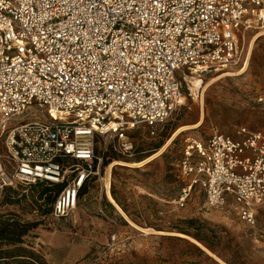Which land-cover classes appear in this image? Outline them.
I'll return each mask as SVG.
<instances>
[{
	"label": "built area",
	"instance_id": "2783aa9c",
	"mask_svg": "<svg viewBox=\"0 0 264 264\" xmlns=\"http://www.w3.org/2000/svg\"><path fill=\"white\" fill-rule=\"evenodd\" d=\"M264 25V0H0V194L57 184L50 213L68 217L99 175L100 139L132 150L183 100L182 81L239 62L243 32ZM104 154V153H103ZM96 165L94 166V163ZM206 209L228 207L254 226L264 207V134L240 127L191 138L177 163Z\"/></svg>",
	"mask_w": 264,
	"mask_h": 264
},
{
	"label": "rangeland",
	"instance_id": "374dc122",
	"mask_svg": "<svg viewBox=\"0 0 264 264\" xmlns=\"http://www.w3.org/2000/svg\"><path fill=\"white\" fill-rule=\"evenodd\" d=\"M238 52L236 67L182 81L181 105L155 136L136 127L128 134L133 145L128 152L118 141L100 139L96 155L107 157L68 217L44 215L25 200L2 205L5 190L0 194V213L38 223L27 242L47 264H196L199 257L189 246L205 247L176 235V227L186 229L184 222L189 220L197 221L189 231H201L214 250L206 248L204 253L216 263L264 264V207L250 227L228 207L206 209L198 188L183 207L176 203L186 187L176 165L189 139L206 140L214 129L235 136L240 127L264 134V25L242 33ZM199 121V127L172 138L178 129ZM0 165L10 171L1 139ZM107 178L110 194L127 218L107 200ZM12 188L30 195L29 186Z\"/></svg>",
	"mask_w": 264,
	"mask_h": 264
},
{
	"label": "trees",
	"instance_id": "16d2710c",
	"mask_svg": "<svg viewBox=\"0 0 264 264\" xmlns=\"http://www.w3.org/2000/svg\"><path fill=\"white\" fill-rule=\"evenodd\" d=\"M107 154H103L106 158ZM105 162L104 164H106ZM95 166V164H94ZM30 195L18 192L12 187H6L2 205H18L22 200L28 201L32 207L44 215H48L52 211V206L62 186L57 184L39 183L29 186ZM85 188L81 191L83 194ZM196 220L184 222L186 229L176 227L179 234L192 237L198 243H201L205 249L214 252L212 247L206 241L205 237L200 233H191L194 230L193 225ZM37 222L23 221L18 215L12 213H0V264H47L42 255L35 252L27 242L30 232L37 226ZM180 241L186 242L183 239ZM193 248L194 253L199 260L196 264H218L206 256L204 251L195 245L189 246ZM201 258V260H200ZM227 264H233L225 261Z\"/></svg>",
	"mask_w": 264,
	"mask_h": 264
},
{
	"label": "bare ground",
	"instance_id": "6f19581e",
	"mask_svg": "<svg viewBox=\"0 0 264 264\" xmlns=\"http://www.w3.org/2000/svg\"><path fill=\"white\" fill-rule=\"evenodd\" d=\"M194 84H195V86L196 87H198L199 86V84H200V81H195L194 82ZM199 125H200V121L197 123V124H195V125H193V126H190V127H182V128H180V129H178L175 133H174V135L172 136V138L175 136V135H177V134H179V133H181V132H183V131H187V130H190V129H195V128H197V127H199ZM171 141V139L168 141V143ZM167 143V144H168ZM164 148V147H163ZM162 148V149H163ZM162 149L157 153V154H155V155H153V156H151V157H149L147 160H145V161H143L142 163H140V164H137V166L139 165V166H141V165H143L144 163H146V162H148V161H150L151 159H153L155 156H157L161 151H162ZM120 164H123V163H120ZM126 165H129V166H135V164H126ZM110 167H111V165H110ZM110 169V168H109ZM107 183H106V197H107V200L125 217V218H127L126 217V215L123 213V211L120 209V207L117 205V203H116V201L114 200V198L112 197V195L110 194V191H109V181H108V178H107ZM157 233H163V232H157ZM176 235H179V236H181V237H185V238H188V239H190V240H192L193 242H195V243H197L198 245H200L197 241H195L194 239H192V238H190V237H188V236H185V235H182V234H176Z\"/></svg>",
	"mask_w": 264,
	"mask_h": 264
},
{
	"label": "water",
	"instance_id": "95a60500",
	"mask_svg": "<svg viewBox=\"0 0 264 264\" xmlns=\"http://www.w3.org/2000/svg\"><path fill=\"white\" fill-rule=\"evenodd\" d=\"M202 250L207 252V250L205 248H203V247H202Z\"/></svg>",
	"mask_w": 264,
	"mask_h": 264
}]
</instances>
